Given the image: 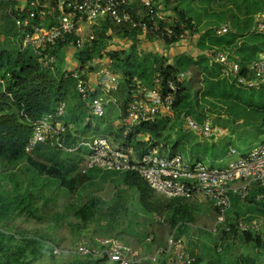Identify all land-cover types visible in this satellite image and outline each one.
Listing matches in <instances>:
<instances>
[{
  "label": "trees",
  "instance_id": "trees-1",
  "mask_svg": "<svg viewBox=\"0 0 264 264\" xmlns=\"http://www.w3.org/2000/svg\"><path fill=\"white\" fill-rule=\"evenodd\" d=\"M249 1L248 5H250L248 7L246 4L247 10L244 15L234 17L228 31L222 34H217L216 30L212 32L211 28L199 29L195 22V15L180 13L176 22L170 26L177 36L166 37L163 42L176 43L180 41L178 35L189 29L190 35L198 34L196 46L201 50V54L197 57L187 53L179 54L172 65H166L163 58L157 54L143 53L138 47L137 35L153 37L151 34H144L138 29L127 26H116L108 18L99 19L95 23L97 25L95 35L87 47L75 49V57L82 66L89 62L93 64L97 57L104 54L111 57V70L122 77V83L110 95L116 98L122 112L125 110L129 97L128 84L134 76L151 86L157 71L162 76L163 82L167 79H176L178 75L183 74L173 107V116L158 117L154 121L143 122L128 134L127 142L131 143L139 153L149 144L139 140L138 133L149 134L152 140H163L169 147V152H177L184 142L183 136L169 140V133L177 130V125L181 127L177 131H183L182 120L185 115L203 122L210 113H215L216 119L212 120V124L222 126L220 119L222 113H225L223 112L224 102L237 103V108L234 107V109L237 115L244 119V124L256 126L259 129L264 126V86L253 89L237 86L231 81L234 77L230 79L223 76V66L207 56L209 51L223 50L231 59L239 63L240 74H246L247 65L260 52H264V30H259L255 23V14L264 11V0ZM0 2L2 9L6 5ZM154 8L156 10L155 4ZM129 10H131L130 4ZM145 14H147L146 8ZM191 22H194L195 28ZM117 40H129L132 43L128 44L127 48H111V45H119ZM69 43H72L70 39L65 42L60 41L52 47L51 51L57 56L54 69L42 66L31 50L20 51L18 48H13L6 53V69L0 73V79L3 81L0 83V164L3 166H0V264H34L36 258L46 253L52 257L59 255L53 253L52 249L51 243L56 241L47 238L46 232L32 231L38 235H27L26 231L20 229L11 231L10 226L14 227V223L18 220L26 223L31 219H37L41 216L39 214L41 209H47L48 201L56 205L61 197H66L65 195L72 197L78 191H86L89 185L96 182V177L99 175H104L103 178L110 183L120 181L125 185L124 188L117 187L118 199H124L127 189L125 187L136 190L141 211L147 214L165 215L169 226L177 235H181L179 227L183 225L187 227L193 219L191 204L186 198L160 200L155 197V192L145 180L135 172L101 169L82 171L78 162L80 158H77L79 150L67 152L57 149L50 143L40 144L32 151L25 150V145L32 133V122L43 114L54 111L57 104L66 99L71 86H74L73 79L67 77V72L62 70L60 57L62 48L71 45ZM4 53L5 50L0 52V69ZM95 67L98 66H90V70ZM246 93L248 95L245 96ZM64 116L65 114L62 120L69 123ZM72 125L73 129L69 128L62 137L63 143L67 146L77 144L80 139L75 135L77 133L81 136L102 133L117 140L124 128L109 123L101 131L99 122L85 121L84 116L81 118V124L75 126L73 122ZM194 145L197 146L196 152H200L197 153L199 158L203 156L202 153L205 154L204 152L209 150L208 162L219 163L217 158L219 155L222 157L227 151L226 146L222 147L220 144L204 146L200 142H192V146ZM39 147L51 149L58 159L55 162L36 159L33 153ZM217 149L220 154L216 152ZM199 158L197 159L204 161V158ZM256 185L259 187L258 191L246 197V200L251 197L256 198V193L259 192L264 196V184ZM88 196L78 207L73 201L64 202V210L62 212L55 210L52 221L61 228L70 226L73 230V227H80L78 224H72L71 221H63L66 211L72 212V210L82 224L91 219L95 221V219L107 217L108 213L116 221L112 211L101 208V198L92 193H88ZM262 207L264 210V203ZM263 223L264 219L260 223V229L256 231H238L235 224L230 225V230L224 231L234 232L241 242L254 248L253 260L248 264H264ZM75 244L77 243L72 246ZM61 249L63 250L61 255L70 253ZM70 255V258H64L62 261L58 260L60 258H55V261L57 264H108L100 256ZM257 255H259L258 259L255 258ZM146 264H165V262L163 258H158L157 261H147Z\"/></svg>",
  "mask_w": 264,
  "mask_h": 264
},
{
  "label": "built area",
  "instance_id": "built-area-1",
  "mask_svg": "<svg viewBox=\"0 0 264 264\" xmlns=\"http://www.w3.org/2000/svg\"><path fill=\"white\" fill-rule=\"evenodd\" d=\"M8 4V12L13 17L19 47L29 49L37 61L45 68L54 69L57 56L51 51L60 41L71 40L75 49H83L94 37V34L81 36L82 23H96L99 19L108 18L116 26H127L138 29L144 34H151L155 39L164 41L175 34L170 27H161L155 20L157 12L153 0H140L147 9L143 17H136L129 10V0H1ZM260 14V15H259ZM195 28L194 22H191ZM256 27L264 30V11L256 14ZM224 25L216 29L217 34L228 31ZM189 29L178 35L180 40L190 36ZM207 56L223 66L222 75L232 79L237 86L253 89L264 86V52L247 65L248 72L240 74V65L223 50L215 49L207 52ZM102 57V56H101ZM97 57V86L101 93H96L91 86L88 75L92 72V62L77 65L67 71V76L74 81V87L81 102L88 108L90 115L96 119L105 118L108 106L117 103L110 92L118 89L122 77L111 70L112 59L104 54L103 59ZM182 75V76H180ZM176 79L165 82L157 71L151 86L134 76L129 87V97L124 112L120 108L119 125L123 126L121 136L115 140L107 134L92 133L81 136L75 146H67L62 137L70 128L71 123L62 120L67 103L60 101L55 110L47 112L32 122V133L26 145V151L34 150L40 144H52L57 149L67 152L79 150L85 154L82 171L101 169L111 171H132L140 175L154 191L168 198H192L200 194L212 201L217 209V222L227 226L226 216L232 204V196L240 199L249 196L251 184H264V139L255 143L247 152L240 153L229 148L232 158L224 165H207L202 160L183 157L179 152L167 153L169 147L163 140H152L149 134L138 133L137 138L148 142V146L138 150L127 142L128 134L143 122L154 121L158 117H172L174 103L180 89L179 83L183 74ZM118 107L119 104L117 103ZM183 127L201 136L221 135L223 130L213 125L210 118L205 117L198 122L190 115L183 117ZM260 219L249 222L238 221L235 228L238 231L259 230ZM230 230V227L226 228ZM152 236L147 239L151 240ZM75 245L74 253L90 256L106 255L112 261L120 264H146L147 261H157L164 253L166 264H192L193 256L187 247L185 238L172 232L165 246L156 249L153 256L145 255L133 247L123 244L116 238H103L100 247ZM59 253L60 250L55 248Z\"/></svg>",
  "mask_w": 264,
  "mask_h": 264
},
{
  "label": "rangeland",
  "instance_id": "rangeland-1",
  "mask_svg": "<svg viewBox=\"0 0 264 264\" xmlns=\"http://www.w3.org/2000/svg\"><path fill=\"white\" fill-rule=\"evenodd\" d=\"M248 2L250 1L194 0V2L190 3L183 1L182 4L189 5L188 14L195 15V22L199 29L205 30L211 28V31L214 32V30L221 26L226 25L229 27L234 17L243 16L244 12L247 10ZM1 5L2 3L0 2V52L5 50V53L2 58V68L0 69V73L6 69V53L13 48H18L19 45L16 25L13 17L8 12V4H5L6 6L2 9ZM260 12H257L256 14ZM96 26L95 23H82V26H80L82 29L81 36H86L91 33L95 35ZM111 48H116V46L113 45L112 47L111 45ZM180 49L181 48L176 49V51ZM186 49L188 51L191 50L189 45ZM95 68L92 71H95ZM186 75H188V73H186ZM2 82L0 81V83ZM244 95L246 96L248 93ZM65 101L67 103L68 111H66L64 119L71 124L74 122L75 126L81 124V118L83 116L85 117V121L89 120V122L93 121L94 123L99 122L101 131H103L109 123L116 126L119 125L120 105L118 107V102L111 103L108 106L105 118L96 119L90 116L88 108L80 101L74 86H71L70 92ZM236 104L233 102H224L223 112L225 113H222V118L220 119L222 125L220 127L223 130L221 135L203 137L198 133H193L192 131L185 129L184 127L183 131H177L181 129V127L177 125V130H172L169 133V140H174L179 136H183L184 142L180 145L177 152L181 153L183 157H189L192 159L199 158L197 153H200L196 152L195 147L197 146H192V142H200L204 146L212 145L213 143L220 144L222 147L226 146L227 151L222 155V158L218 159L220 164L217 162H208L207 157L210 155L209 150L204 152L205 154L202 153L203 156L200 157L204 158L203 162L207 165H224L228 159L234 157L228 153L229 148H234L240 153H244L249 151L255 143L264 139V126H261L259 129L256 126L244 124V119L240 118L236 113V109H234V107L237 108ZM225 110H227V112ZM216 115L217 114L215 113H210V116L207 117L212 121L216 119ZM216 152L220 154L218 149ZM167 153L170 152L168 151ZM78 154L77 158H80L78 160L79 167L82 168L85 162V154L81 151H79ZM33 155L38 160L41 159L48 162H55L58 159L57 155L52 152L51 149L42 147H39L37 151H34ZM0 166L2 165L0 164ZM103 176H97L95 183L92 185L88 184V188L85 187L86 191H78L74 193L72 197L69 195L61 197L56 205H54L52 201H48L46 206L47 209H41L39 213L41 216L37 219H31V221L26 223L25 221L18 220L14 223V227L10 226L12 229L11 231L20 229L26 231L27 235H38V233L32 231L46 232L47 238L56 241L51 243L53 244L52 249L53 253L59 255L52 257L48 256L46 253L36 258L34 264H57L55 258H60L58 260L62 261L64 258H70V254L79 255L81 257L90 256L88 254L74 253L76 247H74L75 245H72L74 243H82L80 245L86 244L87 246H92V240L94 239L96 240L95 243H97L96 246L100 247L99 242L101 239L116 238L123 244L133 247L142 254L149 256H153L156 253V245L158 243H161V247L166 245L168 236L172 232L175 233V230L171 229L165 215L158 213L147 214L142 212L138 201V194L134 189L125 187V189H127L125 190L126 193H124V199H118L119 196H117L116 189L117 187L124 188L125 185L120 181L110 183L104 179ZM258 188L259 187H256L253 191H249V196L257 192ZM88 193H92L101 198V208H103V210L112 211L116 217V221H114L111 214L108 213L109 215L107 217L98 218L95 219V221L94 219H91L85 224H82L79 217L73 213V210L72 212L66 211L63 221H71L72 224H78L80 227H73V230H71L70 226H63L61 228L60 225H56L52 221L54 220L52 214L55 210H59L60 212L64 210V202L73 201L74 205L78 207L87 197H89ZM154 194L155 197L160 200L169 199L161 193L155 192ZM257 195H260L261 198L253 199V197H251L247 200L244 199V201L239 198L232 200V206L226 216L227 226L217 222V214L212 201L200 194H197L192 198H187L188 202L191 204L190 209L192 211L193 219H191L190 225L187 227L183 225L179 227V229L181 236H183L187 242L188 250L193 256L192 264H248L252 262L254 248L241 242L237 234L234 232L226 233L224 231H228L226 229L227 227L240 220L249 222L251 217L264 219V210L262 207L264 196H262L260 192L256 193V196ZM116 201L119 205H117L118 203ZM40 205L42 206V200L40 201ZM262 228L264 230V223ZM149 236H152L151 240L147 239ZM55 248L60 250L63 248L70 253L61 255V252L58 253V250L56 251ZM161 254L162 255H159L158 257L163 258V261L165 262L164 253ZM100 257H102L108 264L117 263L112 261L105 254ZM255 258L258 259L259 255L255 256ZM260 258L262 259V256H260Z\"/></svg>",
  "mask_w": 264,
  "mask_h": 264
},
{
  "label": "crops",
  "instance_id": "crops-1",
  "mask_svg": "<svg viewBox=\"0 0 264 264\" xmlns=\"http://www.w3.org/2000/svg\"><path fill=\"white\" fill-rule=\"evenodd\" d=\"M183 1L188 2V3L194 2V0H175V1L174 0H153L154 4L156 5V12H157V15L155 16L156 22L163 27H170L174 24V22H176L180 13L183 12V13L188 14L189 5L188 4H182ZM129 2H130V8H131L132 14L134 16L143 17L145 15V8L139 0H129ZM4 4H6V2H4ZM197 38H198V34H193L184 40H180V41H178L176 43H172V44H167V43L160 41V40H157L151 36H145L143 34H139V35H137L136 44L143 51V53L144 52L145 53L150 52V53L157 54L163 58V61L165 62L166 65H172L175 57L178 56L179 54L187 53V54L193 55L194 57H197L199 54H201V50L196 46V39ZM17 39H18V37H17ZM117 41L119 42V45H116L115 49L127 48L128 44L132 43L129 40H125V41L124 40H117ZM188 45L191 48V50H189V51L186 49ZM179 48H181V49L176 51V49H179ZM18 49L20 51L26 50V49L22 50L19 47V45H18ZM27 50H29V49H27ZM60 57L62 59L61 65H62L63 71L69 72L70 70L74 69L78 64L80 65V63L78 62V60L75 57V47L72 45H67L66 48L63 47L61 50ZM102 57H104V55ZM102 57H101V59H103ZM98 61H97V59H95L93 64H91V66L98 65ZM67 66H68V68H67ZM88 79H89L91 86L94 88L95 92L101 93L98 89V86H97V75H96L95 71H92L91 73H89ZM0 81L2 82L1 79H0ZM220 158H222L221 155H219L217 160ZM256 187H257V185L255 183L251 184L250 189H249L250 192L253 191V189H255ZM249 195H250V193H249ZM232 198L233 199H236V198L240 199V197L236 196V195H233ZM256 198H261V196L257 195ZM252 219H254V217H251V220ZM260 220H262V219H260ZM160 244L161 243H158L156 245V249L161 247Z\"/></svg>",
  "mask_w": 264,
  "mask_h": 264
},
{
  "label": "clouds",
  "instance_id": "clouds-1",
  "mask_svg": "<svg viewBox=\"0 0 264 264\" xmlns=\"http://www.w3.org/2000/svg\"><path fill=\"white\" fill-rule=\"evenodd\" d=\"M186 199H187V198H186ZM231 206H232V204H231ZM214 207H215V206H214ZM215 208H216V207H215ZM230 208H231V207H230ZM229 210H230V209H229ZM229 210H228V211H229ZM216 214H217V209H216ZM227 214H228V212H227ZM254 219H255V218H254ZM250 221H251V220H250ZM229 227H230V226H229ZM175 233H176V232H175ZM92 242H93V243H92V244H93L92 246H96V245H97V244H94V243L96 242L95 239H94ZM77 244H78V243H77ZM75 245H76V244H75ZM74 247H75V246H74ZM59 250H60V249H59ZM62 251H63V250L61 249L60 252H62ZM60 252H59V253H60Z\"/></svg>",
  "mask_w": 264,
  "mask_h": 264
}]
</instances>
